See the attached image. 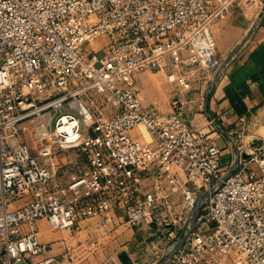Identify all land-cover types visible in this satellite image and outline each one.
<instances>
[{"label": "built area", "instance_id": "2783aa9c", "mask_svg": "<svg viewBox=\"0 0 264 264\" xmlns=\"http://www.w3.org/2000/svg\"><path fill=\"white\" fill-rule=\"evenodd\" d=\"M239 1L0 0V264H64L39 239L40 221L59 231L90 223L102 237L120 212L130 229L187 235L166 264H227L232 254L233 264H264V140L249 158L237 145L226 173L225 130L194 124L202 85L222 68L212 27ZM148 71L165 73L171 112L136 88ZM141 125L151 142L134 134ZM32 128L38 150L24 140Z\"/></svg>", "mask_w": 264, "mask_h": 264}, {"label": "crops", "instance_id": "0c3cea01", "mask_svg": "<svg viewBox=\"0 0 264 264\" xmlns=\"http://www.w3.org/2000/svg\"><path fill=\"white\" fill-rule=\"evenodd\" d=\"M212 33L216 59L227 64L218 78L217 74L212 78L205 115L197 119L213 120L225 130L227 136L220 140L224 150L221 165L228 173L239 159L237 145L244 144V155H248L264 140V0H255L253 5L240 0L227 20L212 27ZM242 120L246 121L243 131ZM27 201L30 199L14 206L22 207ZM89 225L81 231H59L42 220L37 226L42 243L53 246L51 254L61 260L65 257L64 264H151L147 241L160 232L158 225L130 229L121 212L113 227L116 230L108 237L102 238Z\"/></svg>", "mask_w": 264, "mask_h": 264}, {"label": "rangeland", "instance_id": "374dc122", "mask_svg": "<svg viewBox=\"0 0 264 264\" xmlns=\"http://www.w3.org/2000/svg\"><path fill=\"white\" fill-rule=\"evenodd\" d=\"M107 42H108L107 39H101L99 42L93 45L92 49L99 51L102 48V45L104 46V44H106ZM102 56H103L102 54L98 55L99 58H101ZM135 85H136V88L140 91L141 95L143 96L146 104L155 106L160 111L165 112V113L171 112L170 100L173 95V88L169 85L165 73L148 71V72L137 74ZM209 88H210V85L209 86L207 84L202 85V93L204 92L205 98H206V95H207L206 93H208ZM204 123H206V121H195L194 124L196 126H201ZM139 130L142 131L146 139V142H151V138L147 132V129L144 128L143 125L137 127L134 131V134L135 135L140 134L141 132ZM34 135H35V132L32 128L24 136V140L28 142L35 150H38V148H40V146L42 145V142H40L37 138H35ZM218 144L221 147L222 141H219ZM75 159H76L75 153L70 152V153H67V155L60 157L59 161L62 165H67L71 161H74ZM207 205H208L207 203L203 204L200 207V209H198L195 213L198 214V212H200L201 215L204 214V210L207 207ZM16 209L17 208L14 206V203H13L12 207H10V210L13 211ZM194 215L192 216V219L188 221L185 231H187V229H189L192 226ZM120 226H124V224L121 223ZM158 229L162 231L164 229V226L163 227L160 226L158 227ZM115 230L116 228L111 233H113ZM161 231L158 234L152 236V240L147 241L148 245L151 247V252L149 253V256L152 254L150 258L151 264H158L162 259H164L172 251H174L178 247L181 238L184 236V232L176 231L172 235V237H170L169 234L162 235ZM108 236H102V238H105ZM39 239H40V236H39ZM0 249H1V239H0ZM238 258H239L238 255L232 254L230 257L226 258L225 261L227 264H233V261L237 260Z\"/></svg>", "mask_w": 264, "mask_h": 264}, {"label": "water", "instance_id": "95a60500", "mask_svg": "<svg viewBox=\"0 0 264 264\" xmlns=\"http://www.w3.org/2000/svg\"><path fill=\"white\" fill-rule=\"evenodd\" d=\"M231 57H232V55L230 56V58H231ZM225 64H227V63H223L222 68H221V70L217 73L216 78H218V76H219V74L221 73V71L223 70V67H224ZM212 87H213V83H212L211 86H210V90H211ZM209 93H210V91L208 92V96H209ZM237 153H238L237 155L239 156V155H240L239 152H237ZM249 157H250V155H244V158H249ZM196 218H197V214H195V217H194V219H193V223H192V226H191V230L194 228V225H195V223H196ZM186 238H187V235L183 236V237L181 238L180 242H179L178 247H177L173 252H171L169 255H167L164 259H162L158 264H166V263L171 259V257L175 254V252H176L177 250H179V249L184 245Z\"/></svg>", "mask_w": 264, "mask_h": 264}, {"label": "bare ground", "instance_id": "6f19581e", "mask_svg": "<svg viewBox=\"0 0 264 264\" xmlns=\"http://www.w3.org/2000/svg\"><path fill=\"white\" fill-rule=\"evenodd\" d=\"M145 128V127H144ZM141 133H142V131L141 130H139ZM143 134V133H142Z\"/></svg>", "mask_w": 264, "mask_h": 264}]
</instances>
